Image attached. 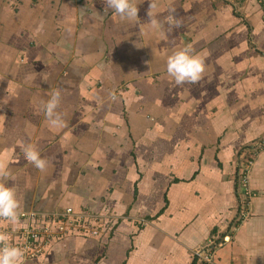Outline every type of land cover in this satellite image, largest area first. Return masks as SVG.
<instances>
[{"label":"crops","instance_id":"0c3cea01","mask_svg":"<svg viewBox=\"0 0 264 264\" xmlns=\"http://www.w3.org/2000/svg\"><path fill=\"white\" fill-rule=\"evenodd\" d=\"M132 2L121 21L104 0H0L4 182L19 212L69 207L100 226L23 264H264V3ZM185 46L205 71L176 86L165 61ZM57 90L63 128L42 110ZM25 225L0 218V234Z\"/></svg>","mask_w":264,"mask_h":264},{"label":"clouds","instance_id":"9594fccd","mask_svg":"<svg viewBox=\"0 0 264 264\" xmlns=\"http://www.w3.org/2000/svg\"><path fill=\"white\" fill-rule=\"evenodd\" d=\"M107 14L111 10L119 20H134L137 18V7L132 0H104ZM155 7L150 4L149 8ZM103 19L104 16L97 14ZM151 23L156 26L157 22L152 19ZM180 21H175V26L179 27ZM205 71L204 60L193 54L192 49L185 46L171 53L165 61V72L176 86L183 84H196L202 78ZM60 101L59 91H54L42 105L44 116L49 125L53 128H63L66 122L60 113L56 111ZM25 159L35 168L43 170L46 161L40 157L39 152L33 145H26L23 148ZM9 177L7 169L0 167V218L15 222L18 219L19 211L22 207L21 201L17 198L16 189L9 187L4 181ZM9 237L7 234H0V264H23L24 251L21 248L11 246L6 243Z\"/></svg>","mask_w":264,"mask_h":264},{"label":"built area","instance_id":"2783aa9c","mask_svg":"<svg viewBox=\"0 0 264 264\" xmlns=\"http://www.w3.org/2000/svg\"><path fill=\"white\" fill-rule=\"evenodd\" d=\"M264 3V0H257ZM251 163L250 159H245L240 165V171L237 177V192L241 199L248 200L250 192L247 185V172ZM241 216H247V204L242 203ZM26 225L22 227L19 234L13 239H9L6 243L11 246L21 248L24 251V260L36 259V254L41 253L43 248L48 246L52 240L71 235L88 234L95 236L99 233L100 226L96 220L90 216L75 214L71 208L63 211L52 213L41 212H19ZM210 243L213 244L211 241ZM204 258H207L204 257Z\"/></svg>","mask_w":264,"mask_h":264},{"label":"trees","instance_id":"16d2710c","mask_svg":"<svg viewBox=\"0 0 264 264\" xmlns=\"http://www.w3.org/2000/svg\"><path fill=\"white\" fill-rule=\"evenodd\" d=\"M236 193V192H235ZM236 194H238V193H236ZM85 235V234H84ZM87 236H88V234H86ZM191 264H195V260H193L192 262H191Z\"/></svg>","mask_w":264,"mask_h":264}]
</instances>
